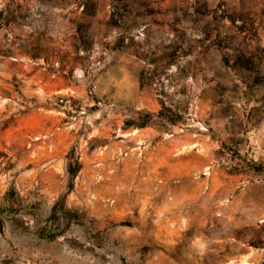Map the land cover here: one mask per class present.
<instances>
[{
	"label": "rangeland",
	"instance_id": "374dc122",
	"mask_svg": "<svg viewBox=\"0 0 264 264\" xmlns=\"http://www.w3.org/2000/svg\"><path fill=\"white\" fill-rule=\"evenodd\" d=\"M0 264H264V0H0Z\"/></svg>",
	"mask_w": 264,
	"mask_h": 264
}]
</instances>
